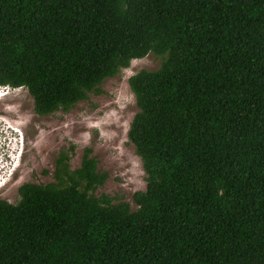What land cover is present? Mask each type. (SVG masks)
<instances>
[{"label":"trees","instance_id":"obj_1","mask_svg":"<svg viewBox=\"0 0 264 264\" xmlns=\"http://www.w3.org/2000/svg\"><path fill=\"white\" fill-rule=\"evenodd\" d=\"M131 202L85 150L0 199V264H264V0H0V86L66 112L131 61Z\"/></svg>","mask_w":264,"mask_h":264},{"label":"rangeland","instance_id":"obj_2","mask_svg":"<svg viewBox=\"0 0 264 264\" xmlns=\"http://www.w3.org/2000/svg\"><path fill=\"white\" fill-rule=\"evenodd\" d=\"M159 60L149 54L133 60L127 69L103 81L99 93L89 94L68 111L47 116L33 112L32 99L23 88H0V199L14 204L25 183L54 182L55 160L68 157L70 170L78 169L85 150L105 175L94 195L126 202L145 189V174L128 142L129 124L136 114L127 80L140 70H155Z\"/></svg>","mask_w":264,"mask_h":264},{"label":"clouds","instance_id":"obj_3","mask_svg":"<svg viewBox=\"0 0 264 264\" xmlns=\"http://www.w3.org/2000/svg\"><path fill=\"white\" fill-rule=\"evenodd\" d=\"M0 88H4V89H12V88H10V87H8V86H0Z\"/></svg>","mask_w":264,"mask_h":264},{"label":"flooded vegetation","instance_id":"obj_4","mask_svg":"<svg viewBox=\"0 0 264 264\" xmlns=\"http://www.w3.org/2000/svg\"><path fill=\"white\" fill-rule=\"evenodd\" d=\"M19 187H20V186H19ZM19 187H18V188H19ZM17 190H18V189H17ZM17 194H18V193H17Z\"/></svg>","mask_w":264,"mask_h":264}]
</instances>
